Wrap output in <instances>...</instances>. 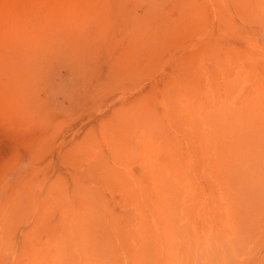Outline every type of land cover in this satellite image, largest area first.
<instances>
[{
  "label": "rangeland",
  "instance_id": "1",
  "mask_svg": "<svg viewBox=\"0 0 264 264\" xmlns=\"http://www.w3.org/2000/svg\"><path fill=\"white\" fill-rule=\"evenodd\" d=\"M0 264H264V0H0Z\"/></svg>",
  "mask_w": 264,
  "mask_h": 264
},
{
  "label": "bare ground",
  "instance_id": "2",
  "mask_svg": "<svg viewBox=\"0 0 264 264\" xmlns=\"http://www.w3.org/2000/svg\"><path fill=\"white\" fill-rule=\"evenodd\" d=\"M90 192H91V190H90ZM94 194H95V192H94ZM91 198H92V197H91ZM98 198H99V197H98V195H97V199L94 200V203L96 202V200H98ZM11 201H12V200H11ZM15 202H16V201H15ZM10 203H11V202H10ZM13 203H14V202H13ZM95 204H97V203H95ZM11 206H12V205H11ZM14 206H15V205H14ZM7 208H8V207H7ZM11 208H12V207H11ZM14 208H15V207H14ZM15 209H16V208H15ZM10 210H12V209H10ZM21 210H23V209H21ZM21 210H20V211H21ZM12 211H13V210H12ZM8 220H9V219H8ZM95 240H96V239H95Z\"/></svg>",
  "mask_w": 264,
  "mask_h": 264
}]
</instances>
